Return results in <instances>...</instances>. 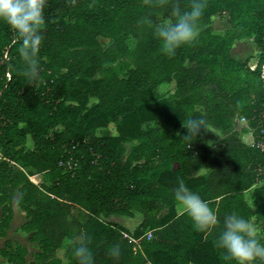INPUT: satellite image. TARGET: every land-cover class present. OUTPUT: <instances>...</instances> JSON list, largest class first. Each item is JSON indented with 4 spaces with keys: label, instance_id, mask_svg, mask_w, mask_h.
I'll list each match as a JSON object with an SVG mask.
<instances>
[{
    "label": "trees",
    "instance_id": "trees-1",
    "mask_svg": "<svg viewBox=\"0 0 264 264\" xmlns=\"http://www.w3.org/2000/svg\"><path fill=\"white\" fill-rule=\"evenodd\" d=\"M191 2L179 0L184 9ZM156 3L46 0L39 74L31 81L22 74L20 41L0 22V236L15 202L26 214L21 228L31 232L42 264H76L72 244L81 233L89 237L94 264H234L213 246L219 227L206 235L178 212L173 196L178 179L206 200L221 222L232 212L250 222L264 218V171L257 173L264 169V153L243 143L232 127L239 107L234 95L252 93L254 114L264 125V0H204L196 40L171 57L161 52L152 28L138 23L144 17L153 23L171 18L167 7H150ZM220 10L233 13L237 22L226 37L208 27ZM128 36L136 39L129 54L123 43ZM245 37L257 50L254 69L248 59L237 63L231 57L235 41ZM98 38H111L118 57L130 56L132 67L124 76L119 75L123 61L118 67L101 61L105 53H99ZM241 76L251 85L240 87ZM170 82L175 103L156 90ZM205 95H212L211 101ZM90 97L96 103L87 106ZM198 101L201 113L193 110ZM189 118L205 124L196 136L185 137ZM156 121L158 126L147 124ZM108 123L116 134L98 135ZM208 126L221 132L220 142L207 143ZM208 159L212 168L197 174ZM12 162L40 173L47 184L34 183L32 173L14 169ZM258 181L246 202L244 191ZM135 213L141 214L132 232L136 251L129 231L105 220ZM113 244L121 248L118 260L108 255ZM0 254L10 264H25L22 245L6 241Z\"/></svg>",
    "mask_w": 264,
    "mask_h": 264
},
{
    "label": "clouds",
    "instance_id": "clouds-1",
    "mask_svg": "<svg viewBox=\"0 0 264 264\" xmlns=\"http://www.w3.org/2000/svg\"><path fill=\"white\" fill-rule=\"evenodd\" d=\"M46 0H0V22L6 23L20 41L18 53L23 59L24 77L31 81L39 74L38 52L42 44V29L45 23L44 8ZM167 7L171 18L153 23L144 17L138 23L152 28L154 37L160 43V50L166 56H173L182 45L194 42L198 36V22L206 7L204 0H192L187 9L179 0H158L150 7ZM205 121L202 118H189L183 127L196 136ZM177 206L192 221L193 227L208 233L219 227L213 246L222 252L224 261L234 264H264V242L257 237L255 226L236 212L218 220L217 213L209 207L206 200L190 190L182 179H178L173 190ZM72 255L76 264H94L93 251L89 237L79 234L72 244ZM108 255L118 260L121 255L119 244L108 249Z\"/></svg>",
    "mask_w": 264,
    "mask_h": 264
},
{
    "label": "rangeland",
    "instance_id": "rangeland-1",
    "mask_svg": "<svg viewBox=\"0 0 264 264\" xmlns=\"http://www.w3.org/2000/svg\"><path fill=\"white\" fill-rule=\"evenodd\" d=\"M233 13H230L229 11L220 10L215 12L210 16L209 21V29L211 30L213 35H217L219 37H226L233 31H235L237 27V22L234 21ZM163 20L162 18H159V22ZM198 31V29H197ZM124 47L126 48L127 53L129 54L136 45V39L133 36H128L124 40ZM116 44H114L113 40L111 38H98V49L99 53L103 54V57L101 58V61L105 64H110L114 67H118V62L123 61L124 64H121V69L119 70V75L124 76L125 71L127 70L128 66L132 67L131 58L129 55L118 57L117 53L118 51L116 49ZM257 53V50L253 44V41L251 37H245L241 38L239 40H236L232 49H231V57L232 59L237 63H243L246 59H248V65L251 69L255 68L256 59L254 58V55ZM261 69L263 71L264 75V64L261 66ZM95 77H100V73L97 72ZM244 76H241L240 80L237 84L245 88L248 85H251L250 78H243ZM264 81V78H263ZM157 92L160 94L161 97L164 98H170L171 93L174 90V83H161L156 88ZM206 99L208 101H211L212 95H205ZM171 102L175 103V99L170 98ZM233 100L237 103L238 112L232 117V127L238 131L239 136L241 137L242 141L252 147L257 148L259 151L264 153V125L261 121V116L257 117L254 114L253 107L256 104L257 101V95L255 93H252L251 95H234ZM96 103V98L90 97L88 99L87 106H91ZM203 103L201 101H198L194 106L193 110L199 111L200 113L203 111ZM244 115L249 116L248 118H245ZM248 119V120H247ZM150 126H158L160 124L159 121L156 122H149L147 123ZM144 127V125H143ZM98 135H106V134H116L115 125L113 123H108L105 127H101L97 130ZM223 138V135L221 132L213 127L208 126V133L206 136V141L209 145H214L218 142H220ZM31 142L27 141L25 144V148H30ZM129 148V146H128ZM1 158V157H0ZM11 166L16 170H22L25 173H32L29 175V179L33 181L34 183L41 185V184H47L45 180L43 179L42 175L40 173H34L33 169L27 166H23L18 163H11ZM212 168V163L210 159H208L205 164L199 169L197 174H204L208 170ZM263 167H258L257 173L263 172ZM250 190L245 193L246 199H249ZM178 211H180V208H178ZM75 217L82 221L83 220V214L78 210L75 209L74 211ZM106 221L114 222L122 227H125L129 233V237H127L130 242L133 245V250H138V239L136 237L132 236V232L135 229V227L138 225V223L141 220V214L135 213L133 217L128 216H121V215H115L112 214L105 218ZM24 231V230H23ZM25 232V236L23 235L21 241L26 242V239L29 240L28 248H26L23 244L17 243L19 245H22L26 249V254L24 256V263L25 264H42L41 261H36V256L39 253V249L35 242L31 241L29 239V236L31 232ZM147 237H149L147 235ZM68 240H65L62 244L63 247L66 246ZM59 256H61V252L58 253ZM63 259V258H62ZM64 261V259H63Z\"/></svg>",
    "mask_w": 264,
    "mask_h": 264
},
{
    "label": "crops",
    "instance_id": "crops-1",
    "mask_svg": "<svg viewBox=\"0 0 264 264\" xmlns=\"http://www.w3.org/2000/svg\"><path fill=\"white\" fill-rule=\"evenodd\" d=\"M260 184H261V182L258 181L252 187H250L249 189L244 191L243 196H244V200L246 202L251 203V194H252L253 188L255 186L260 185ZM249 190H250L249 199H246L245 193L247 191H249ZM11 208H12V218H11V221H10L8 227L4 230V235L0 236V248H4L5 247V242L6 241L11 242L12 244L14 242H18L20 244H23L26 248H28V244H29L28 243L29 240H27L28 238L26 239V242H22L21 241L23 235L25 234V232L22 230L21 227H22L23 223L26 221V214L19 208V206L15 202H13L11 204ZM178 208L179 207L177 206V210H178ZM178 212H182V211L180 210ZM1 215H2V206H0V218H1ZM251 223L256 228L257 236L263 237L264 236V218L262 220L258 221V222L257 221H252ZM146 234L149 237H151V233L150 232H147ZM138 248H139V246H138ZM0 264H10V263L7 261L6 258H4L0 254Z\"/></svg>",
    "mask_w": 264,
    "mask_h": 264
},
{
    "label": "built area",
    "instance_id": "built-area-1",
    "mask_svg": "<svg viewBox=\"0 0 264 264\" xmlns=\"http://www.w3.org/2000/svg\"><path fill=\"white\" fill-rule=\"evenodd\" d=\"M264 76V75H263ZM262 118L264 119V115L262 116Z\"/></svg>",
    "mask_w": 264,
    "mask_h": 264
}]
</instances>
